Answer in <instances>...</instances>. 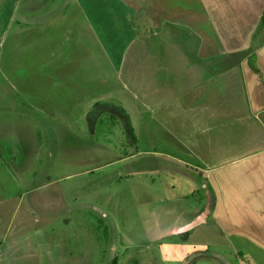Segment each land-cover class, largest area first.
Instances as JSON below:
<instances>
[{
    "label": "rangeland",
    "instance_id": "obj_1",
    "mask_svg": "<svg viewBox=\"0 0 264 264\" xmlns=\"http://www.w3.org/2000/svg\"><path fill=\"white\" fill-rule=\"evenodd\" d=\"M44 1L49 10L65 0ZM183 3L188 4L170 1L169 8ZM146 5L147 0L134 1L135 8ZM66 11L53 13V23L66 27ZM146 29L140 33L152 36L147 43L155 49L159 29ZM203 30L213 32L209 26ZM87 42L93 46L88 36ZM56 47L55 40H39L22 50L41 56ZM65 51L61 47L58 54ZM87 51L83 46L78 54ZM216 53L203 61L209 74L224 68L226 60ZM101 55L96 60L75 55L69 70L80 65L86 81L66 74L50 88L32 83L29 69L18 67L14 57L9 62L15 71L0 62V199L19 208L23 222L17 218V230L33 221L45 227L54 264H250L212 217L195 230L180 231L179 213L190 219L202 209L203 188L183 170L196 169L175 155L187 150L173 141L167 108H156L163 125L152 118L149 106H156L158 97L153 102L151 92L148 102L143 79L153 65L140 50L120 55V65ZM13 102L20 106L10 109ZM65 203L68 211H63ZM23 232L11 231L19 237Z\"/></svg>",
    "mask_w": 264,
    "mask_h": 264
},
{
    "label": "crops",
    "instance_id": "obj_2",
    "mask_svg": "<svg viewBox=\"0 0 264 264\" xmlns=\"http://www.w3.org/2000/svg\"><path fill=\"white\" fill-rule=\"evenodd\" d=\"M134 1L65 0L47 10L44 0H0L3 69L14 70L9 62L14 57L18 67L29 69L32 83L50 88L66 74H78L75 79L86 81L80 65L69 70L75 55L79 59L92 55L96 60L103 52L120 65V55L140 50L153 65V77L149 71L143 79L148 102L151 92L153 102L158 97L156 106L148 104L152 118L163 125L156 108H167L164 114L172 125L173 141L187 150L175 155L196 169L183 170L203 188L202 209L190 219L179 213L178 224L184 229L180 231L195 230L212 217L237 253L247 255L250 264H264V23L260 20L264 0H185L188 4L172 9L170 1L177 0H147L145 8H135ZM65 10L71 18H66L67 26L53 23L52 14ZM207 26L213 29L209 35L203 30ZM140 28L159 29L155 49L147 43L152 36L143 38ZM39 40H55L57 47L41 56L23 52ZM83 46L88 51L80 57ZM61 47L68 53L58 54ZM216 52L226 60L224 68L209 74L203 61L212 60ZM91 75L100 78V73ZM16 105L20 106L13 102L10 109ZM5 201L0 199V220L6 219L0 222V264H54L45 227L33 221L26 225L29 230L25 226L17 230L19 208L16 203L5 206ZM64 206L63 211H68L69 206ZM189 224L194 227L189 229ZM11 231L25 232L19 237Z\"/></svg>",
    "mask_w": 264,
    "mask_h": 264
},
{
    "label": "trees",
    "instance_id": "obj_3",
    "mask_svg": "<svg viewBox=\"0 0 264 264\" xmlns=\"http://www.w3.org/2000/svg\"><path fill=\"white\" fill-rule=\"evenodd\" d=\"M260 20H261L262 23H264V8H263V11H262V14H261Z\"/></svg>",
    "mask_w": 264,
    "mask_h": 264
}]
</instances>
